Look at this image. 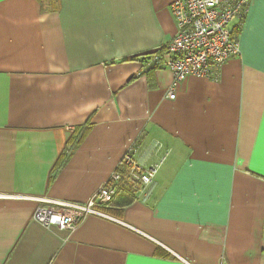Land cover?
I'll return each instance as SVG.
<instances>
[{"label": "crops", "instance_id": "obj_1", "mask_svg": "<svg viewBox=\"0 0 264 264\" xmlns=\"http://www.w3.org/2000/svg\"><path fill=\"white\" fill-rule=\"evenodd\" d=\"M174 1L0 0V264H264V0L218 79L169 100L139 58L173 37ZM129 149L158 169L101 207L122 224L33 219L36 199L86 202Z\"/></svg>", "mask_w": 264, "mask_h": 264}, {"label": "built area", "instance_id": "obj_2", "mask_svg": "<svg viewBox=\"0 0 264 264\" xmlns=\"http://www.w3.org/2000/svg\"><path fill=\"white\" fill-rule=\"evenodd\" d=\"M252 0H176L169 7L175 21V33L162 48L165 55L154 57L150 65L167 69L172 77L167 98L174 99V85L190 78L217 80L221 67L237 58V32L249 11ZM232 21L236 26L230 30ZM133 150L123 156L119 168L84 203L36 199L38 207L33 219L44 227L73 232L88 217L95 216L122 224L101 210L112 201L122 178L140 187L152 184L158 165L144 169L133 161ZM125 168L123 176L119 171ZM2 197V196H0Z\"/></svg>", "mask_w": 264, "mask_h": 264}, {"label": "trees", "instance_id": "obj_3", "mask_svg": "<svg viewBox=\"0 0 264 264\" xmlns=\"http://www.w3.org/2000/svg\"><path fill=\"white\" fill-rule=\"evenodd\" d=\"M237 33H238V32H237ZM164 55H165V52H164L162 49H158L157 51H155V52H153V53H150V54H146V55L140 57L139 59H140V60H143V61H147V62H149V61H151L154 57H162V56H164ZM135 59H136V58H135ZM89 128H90V124H88L87 127H85L84 129H82V130L80 131V134H81V135L79 136V138L77 139V141H76L75 143H73L75 146H78V145H79V143H80V141L82 140L83 136H85V135L88 133ZM64 157H65V156H62V157L59 159V161H58L57 164L55 165L54 170H55V169H56V170H60L62 164L65 163V162H63V161L67 159V156H66V159H65ZM119 171H120V169H119ZM120 172H121V174H122L123 176L125 175V172H124V171H120ZM121 182H123V183H122V187H123L126 191H128L129 193H135V192H137L138 189L140 188V185H139L138 183H136V182H134V181H131V180L128 181V180L126 179V177H123Z\"/></svg>", "mask_w": 264, "mask_h": 264}]
</instances>
